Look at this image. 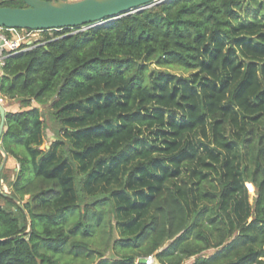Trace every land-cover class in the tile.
Wrapping results in <instances>:
<instances>
[{
	"label": "trees",
	"instance_id": "1",
	"mask_svg": "<svg viewBox=\"0 0 264 264\" xmlns=\"http://www.w3.org/2000/svg\"><path fill=\"white\" fill-rule=\"evenodd\" d=\"M244 1L163 0L86 29L44 31L46 43L6 57L0 96L20 100L22 108L6 112L1 136L19 169L11 193L0 190V264H90L96 257L100 264H264V64L244 65L235 54L239 48L264 54V45L238 35L247 25L239 10ZM0 5L27 6L24 0ZM152 63L197 72L181 80L151 69ZM99 80H123L129 93L180 103L186 125L209 122L216 143L205 144L207 153L197 159L186 144L161 157L164 176L153 179L150 217L129 236L115 237L110 196L63 203L67 182L44 160L35 168L28 143L37 132L33 101L69 98ZM122 119L153 116L133 112ZM227 125L236 135L227 136ZM248 181L256 189L253 211ZM229 201L239 212L236 233L224 210ZM210 249L215 252L205 255ZM150 255L154 262L147 263Z\"/></svg>",
	"mask_w": 264,
	"mask_h": 264
},
{
	"label": "rangeland",
	"instance_id": "2",
	"mask_svg": "<svg viewBox=\"0 0 264 264\" xmlns=\"http://www.w3.org/2000/svg\"><path fill=\"white\" fill-rule=\"evenodd\" d=\"M239 10L242 22L247 24L240 29V38L264 45V0H246ZM250 20L253 23H249ZM54 32L50 30L48 33L53 35ZM229 50L227 46L224 52ZM235 54L244 65L256 62L261 67L264 64L263 53L239 48ZM150 68L171 73L181 80H192L197 72L176 66H158L156 63H152ZM195 83L201 86L198 80ZM125 86L123 80H99L92 87L75 91L69 98L56 96L45 105L33 101L34 106H39L37 132L28 142L36 153L35 168L44 160L48 171L57 170L67 182L69 194L63 203L85 204L104 194L110 196L117 211L115 237L134 234L150 217L152 211L148 197L152 192L153 179L164 176L161 157L179 151L186 144L188 151L197 159L207 153L205 144L209 147L216 145L211 124L208 122L205 126L193 128L186 125V110L180 103L161 101L138 92L129 93ZM3 104L7 111L22 108L18 99L3 100ZM133 112L152 115L153 119L126 123L122 116ZM224 132L227 136L236 135L231 125H227ZM2 154L0 169L4 171L0 190L6 196L11 193L10 184L16 177L19 164L6 153ZM246 188V201L253 211L256 189L249 181ZM224 210L236 233L239 212L232 201L224 203ZM214 252L210 249L204 254ZM193 261L189 259L184 264H192ZM99 262L96 257L90 264Z\"/></svg>",
	"mask_w": 264,
	"mask_h": 264
},
{
	"label": "water",
	"instance_id": "3",
	"mask_svg": "<svg viewBox=\"0 0 264 264\" xmlns=\"http://www.w3.org/2000/svg\"><path fill=\"white\" fill-rule=\"evenodd\" d=\"M2 1V0H0ZM26 7L0 5V26L62 29L109 21L143 10L160 0H24ZM7 109L0 101V148ZM23 207V205L20 203ZM139 261H144L140 259ZM155 264H161L157 259Z\"/></svg>",
	"mask_w": 264,
	"mask_h": 264
},
{
	"label": "built area",
	"instance_id": "4",
	"mask_svg": "<svg viewBox=\"0 0 264 264\" xmlns=\"http://www.w3.org/2000/svg\"><path fill=\"white\" fill-rule=\"evenodd\" d=\"M99 22L101 21L85 26L88 28L97 25ZM50 30L56 29L42 30L0 26V69L4 66L7 56L46 43V40L43 39V32ZM3 100V97L0 96V101L3 102ZM146 262H154V257L148 256Z\"/></svg>",
	"mask_w": 264,
	"mask_h": 264
},
{
	"label": "crops",
	"instance_id": "5",
	"mask_svg": "<svg viewBox=\"0 0 264 264\" xmlns=\"http://www.w3.org/2000/svg\"><path fill=\"white\" fill-rule=\"evenodd\" d=\"M0 70H2V69H0Z\"/></svg>",
	"mask_w": 264,
	"mask_h": 264
}]
</instances>
